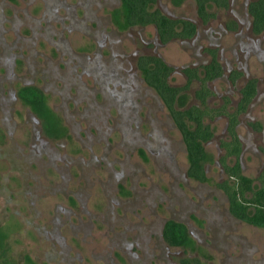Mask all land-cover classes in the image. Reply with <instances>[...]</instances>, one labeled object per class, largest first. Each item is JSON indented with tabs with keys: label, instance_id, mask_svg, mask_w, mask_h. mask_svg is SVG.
Masks as SVG:
<instances>
[{
	"label": "rangeland",
	"instance_id": "374dc122",
	"mask_svg": "<svg viewBox=\"0 0 264 264\" xmlns=\"http://www.w3.org/2000/svg\"><path fill=\"white\" fill-rule=\"evenodd\" d=\"M244 1H232L238 33L218 25L226 12L207 6L218 17L211 28H199L194 41L160 44L152 25L125 23L121 0H0L1 264H264V227L233 217L218 186L226 117L205 119L213 132L203 145L206 178H191L181 135L136 66L138 55L156 53L175 68L170 82L178 85V69L202 62L201 48L212 43L224 75L209 83L216 95L207 103L229 95V111L244 77L229 85L227 72L240 67L259 78L236 127L242 173L258 185L264 35H248ZM153 8L195 18L193 0H157ZM23 85L41 89L53 127L20 98ZM169 219L186 227L181 246L162 239Z\"/></svg>",
	"mask_w": 264,
	"mask_h": 264
},
{
	"label": "trees",
	"instance_id": "16d2710c",
	"mask_svg": "<svg viewBox=\"0 0 264 264\" xmlns=\"http://www.w3.org/2000/svg\"><path fill=\"white\" fill-rule=\"evenodd\" d=\"M125 7V23L128 26H147L155 28L161 43H167L173 38H186L194 33V26L184 19H172L162 13L158 8H153L156 0H121ZM197 14L204 20L212 14L206 6L210 2L218 6L224 5L223 0H194ZM252 18V31L259 34L264 30V0L250 3L248 7ZM136 66L142 72L144 82L153 88L169 111L171 119L181 135L187 157V174L197 180L206 178L204 162L206 152L204 143L209 141L213 132L206 118L223 115L226 117V129L229 140L221 141L225 154L219 162L225 178L218 183L228 200V210L236 219L248 224L264 227V162L261 172L256 177L258 185H254L253 178L242 173L239 155L242 150L241 141L236 132L239 115L246 110L256 93V80L249 79L240 89V97L232 111L226 107L228 101L221 106L213 108L207 103L211 94L207 82L221 75L222 69L219 61L212 57L209 64L203 66L198 72L197 68H186L184 73L187 83L184 86L169 84L167 77L172 67L167 65L159 56L141 55L136 59ZM239 74L235 71L231 79L234 81ZM192 80L199 82L198 88L193 92L197 103H187L189 95L184 91ZM19 96L32 106L38 115L50 122H45V127H53V118H45V106L42 93L33 86H23L18 91ZM52 120V122H51ZM53 123V124H52ZM258 129L257 124H253ZM233 156L232 164L227 162V157ZM162 239L172 247L181 246L187 239L186 227L177 221L166 220L162 227ZM182 264H207L197 258H184ZM1 264V262H0Z\"/></svg>",
	"mask_w": 264,
	"mask_h": 264
},
{
	"label": "flooded vegetation",
	"instance_id": "af4514ba",
	"mask_svg": "<svg viewBox=\"0 0 264 264\" xmlns=\"http://www.w3.org/2000/svg\"><path fill=\"white\" fill-rule=\"evenodd\" d=\"M157 1V0H156ZM232 1L233 0H223V2H224V5H221V6H218L216 3H214V2H210L209 4H207V6H209V7H212V8H215V9H220V10H222V11H224V12H226V14H227V18L224 20V21H219L218 22V25H220L226 32H233V33H238L239 32V30H240V26H241V21H240V19L238 18V16L237 15H235L234 13H233V11L231 10V8H232ZM254 1H258V0H248V1H244V4H243V6H244V12H246V15H247V17H248V35H250V38L252 39V40H254V41H257L258 39H259V37L260 36H263L264 35V30L261 32V33H259V34H256V33H253V31H252V28H251V23H252V18H251V15L249 14V11H248V7H249V5H250V3H252V2H254ZM193 2H194V0H193ZM194 5H195V18H188V17H184V18H173V17H171V16H169V15H167V14H165V15H167L168 17H170V18H172V19H184V20H187V21H189L190 23H192L193 24V26H194V33L192 34V36H190V37H186V38H173V39H171V40H174V39H179V40H182V41H194V40H196L197 38H198V35H199V28H203V29H208V28H211L210 27V24H212L214 21H216L217 19H218V17L216 16V13L213 11V10H209L208 8H207V6H206V9H207V11L208 12H210L212 15L210 16V17H208L207 19H203L202 17H200L198 14H197V6H196V4H195V2H194ZM163 13V12H162ZM143 27V26H142ZM155 29V28H154ZM217 36H218V34H217V32L216 31H211V33H210V36H209V40H210V38H213L214 40L215 39H217ZM170 40V41H171ZM157 41H158V43H160V44H166V43H161L160 41H159V39H158V37H157ZM170 41H168V42H170ZM167 42V43H168ZM219 52H220V49H219V47L218 46H214V44H209L208 46H206V47H204L203 49L201 48V51H200V55H202V56H204L205 58H204V60L202 61V62H200V63H198V64H190V65H184V66H181L179 69H178V72L177 73H179L180 74V76H182L183 77V82L181 83V84H178V85H174V84H172L171 82H170V78H171V76H172V74L175 72V68L174 67H172V70H171V72H170V74L168 75V77H167V81L169 82V84H171V85H174V86H179V87H181V86H184L186 83H187V77H186V75H185V73H184V70L186 69V68H197L198 69V72H200L202 69H203V66H205V65H207V64H209V62L211 61V59H212V57H215L216 58V60L217 61H219V63H220V65H221V69H222V72H221V75L220 76H218V77H216L215 79H213V80H211V81H209V82H207V85H208V88L210 89V91H211V94L207 97V100L210 98V97H213L214 95H216V93H215V91L210 87V84L209 83H213L214 81H217V80H219V79H222L223 78V75H224V66L221 64V61L219 60ZM141 55H156V56H159L158 54H156V53H145V54H140V55H138L137 57H136V59L139 57V56H141ZM160 57V56H159ZM161 58V57H160ZM162 59V58H161ZM163 60V59H162ZM239 60V59H238ZM164 61V60H163ZM240 61V60H239ZM165 62V61H164ZM166 63V62H165ZM167 64V63H166ZM167 65H169V64H167ZM170 66V65H169ZM236 72L237 74H239V76L234 80V81H232V79H231V76H232V73L233 72ZM143 77V76H142ZM226 77V80L228 81V84L229 85H233V86H235L236 84H237V82H238V80L241 78V77H244V79H243V82L239 85V87H238V95H239V97H240V93H239V91H240V89L243 87V85L245 84V82L246 81H248L249 79H255L256 80V93H255V96H257L258 95V82H259V78L257 79V78H254V77H247L246 75H245V71L243 70V69H241L240 67H235V68H233V69H230L228 72H227V75L225 76ZM263 87H264V77H263ZM144 81V80H143ZM192 82H196V87H195V89L191 92V83ZM146 84V83H145ZM147 85V84H146ZM198 85H199V82L197 81V80H192L190 83H189V85H188V87L184 90L188 95H189V99L192 97V98H194V96H193V92L198 88ZM23 86H27V85H23ZM28 86H33V85H28ZM148 86V85H147ZM33 87H35V86H33ZM150 87V86H149ZM35 88H37V87H35ZM151 88V87H150ZM37 89H39L40 90V92L42 93V97H43V92L41 91V89L40 88H37ZM153 89V88H152ZM154 90V89H153ZM155 91V90H154ZM156 93V92H155ZM157 94V93H156ZM158 95V94H157ZM255 96L253 97V99L255 98ZM159 97V96H158ZM222 98L220 99L221 100V103L223 104L225 101H229L230 99H229V95H226V96H221ZM238 97V98H239ZM21 98V97H20ZM22 99V98H21ZM159 99H160V97H159ZM252 99V100H253ZM23 100V99H22ZM161 100V99H160ZM206 100V101H207ZM24 101V100H23ZM162 102V101H161ZM252 102V101H251ZM24 103L25 104H28L27 102H25L24 101ZM163 103V102H162ZM187 103H197V101L195 100V98H194V101H191V102H188L187 101ZM222 104H220V105H218V106H213V108H216V107H219V106H221ZM165 106V105H164ZM249 106V105H248ZM166 108V107H165ZM167 109V108H166ZM247 109V108H246ZM168 111V110H167ZM246 111V110H245ZM168 113H169V111H168ZM170 115V114H169ZM170 118H171V116H170ZM171 121H172V119H171ZM172 123H173V121H172ZM174 124V123H173ZM227 124V123H226ZM253 124H255V123H251V125H252V127L254 128V126H253ZM238 125H239V118H238V124H237V126L236 127H238ZM175 126V125H174ZM226 128V127H225ZM226 132H227V129H226ZM213 137V136H212ZM238 138H239V140H240V137H239V135H238ZM241 141V140H240Z\"/></svg>",
	"mask_w": 264,
	"mask_h": 264
}]
</instances>
